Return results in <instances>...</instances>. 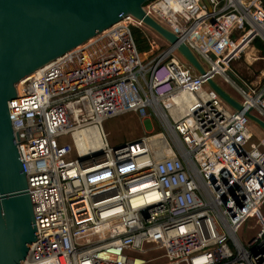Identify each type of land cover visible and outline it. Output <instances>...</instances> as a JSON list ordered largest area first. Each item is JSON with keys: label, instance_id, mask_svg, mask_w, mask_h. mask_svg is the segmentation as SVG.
<instances>
[{"label": "built area", "instance_id": "obj_1", "mask_svg": "<svg viewBox=\"0 0 264 264\" xmlns=\"http://www.w3.org/2000/svg\"><path fill=\"white\" fill-rule=\"evenodd\" d=\"M144 10L206 75L168 44L145 64L132 29L150 56L158 41L128 16L17 85L8 108L37 231L22 264H147L152 250L162 264H264V145L246 116L264 123V82L238 71L264 63V0H152ZM217 76L241 111L208 86ZM148 110L166 135L109 143L106 120ZM249 218L257 231L244 244Z\"/></svg>", "mask_w": 264, "mask_h": 264}, {"label": "water", "instance_id": "obj_2", "mask_svg": "<svg viewBox=\"0 0 264 264\" xmlns=\"http://www.w3.org/2000/svg\"><path fill=\"white\" fill-rule=\"evenodd\" d=\"M152 0H0V264H22L37 231L17 131L8 104L40 68L131 16L162 38L198 74L190 48L144 10ZM208 86L236 111L242 105L212 78ZM253 122L264 123L250 113Z\"/></svg>", "mask_w": 264, "mask_h": 264}, {"label": "rangeland", "instance_id": "obj_3", "mask_svg": "<svg viewBox=\"0 0 264 264\" xmlns=\"http://www.w3.org/2000/svg\"><path fill=\"white\" fill-rule=\"evenodd\" d=\"M149 36L158 41V50L156 49L152 52L153 56H150L149 54L140 55L145 64H147L156 54L161 52V47L166 48L165 45L167 44L163 40L158 39L151 30L149 31ZM255 48L258 50L264 48V43L258 39L255 42ZM255 55L257 57L261 56L258 52H256ZM252 66L253 67L249 71L238 70L240 71L239 77L248 83L258 84L260 82L262 84L264 82V63L256 62ZM239 67L242 66L240 65ZM146 78H148V76H146ZM215 80L216 83L222 86V88L230 96L239 100V93L229 84L225 83L221 77L217 76ZM249 126L255 134L254 141L262 142L264 145V133L260 131L257 128V125L253 122H250ZM103 130L107 135L109 143L112 145L125 143L146 135L154 136L159 133H162L163 135L167 134L163 123L153 114L151 110H148L145 116H141L137 113H126L124 115L110 118L103 123ZM256 231L257 227L255 219L249 218L248 221H246V223L239 228L238 237L244 244H247L248 240L255 235ZM163 254L164 252L162 250L149 251L145 257L148 262L147 264L164 263V259L161 258V255Z\"/></svg>", "mask_w": 264, "mask_h": 264}, {"label": "trees", "instance_id": "obj_4", "mask_svg": "<svg viewBox=\"0 0 264 264\" xmlns=\"http://www.w3.org/2000/svg\"><path fill=\"white\" fill-rule=\"evenodd\" d=\"M132 36H133L138 53L140 55L148 54L151 47L144 33L141 32L139 29L134 28L132 29ZM260 50L264 51V48H261Z\"/></svg>", "mask_w": 264, "mask_h": 264}, {"label": "bare ground", "instance_id": "obj_5", "mask_svg": "<svg viewBox=\"0 0 264 264\" xmlns=\"http://www.w3.org/2000/svg\"><path fill=\"white\" fill-rule=\"evenodd\" d=\"M230 73H232V72H230ZM221 87H222V86H221ZM16 89H17V88H16ZM175 101H177V100H176V99H174V101H173V102H174V103H176ZM170 103H171V102H168V101H166V102H165V104H166V105H169ZM94 134H95V133H94ZM88 145L90 146V143H88Z\"/></svg>", "mask_w": 264, "mask_h": 264}]
</instances>
